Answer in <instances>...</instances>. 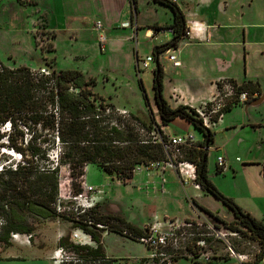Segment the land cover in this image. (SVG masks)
<instances>
[{
	"label": "rangeland",
	"instance_id": "374dc122",
	"mask_svg": "<svg viewBox=\"0 0 264 264\" xmlns=\"http://www.w3.org/2000/svg\"><path fill=\"white\" fill-rule=\"evenodd\" d=\"M216 1L235 3L238 7H245L246 1H250L248 4L250 5L249 21L264 25V0ZM112 2L116 12L124 5L123 12L127 19L130 16V24L121 22L124 21V16L119 15L118 21L115 20L117 22L109 24L103 17H95L91 13V5L107 6V3ZM128 3L130 14H128ZM136 7L134 8L130 0H106V2L103 0H35V3L34 0H0V70L4 67L8 69L26 67L32 72L40 74L43 70L44 75H48L51 69L78 71L91 81L88 86L92 94L91 99L95 98L96 103L103 102L111 105L116 112H119L118 114H121L118 118L122 121V126L116 124L114 119L111 125L116 124L121 130H124L123 125L129 120V114H135L146 121L148 116L152 115L160 126L156 107L151 97L152 71L155 68V61L150 63L146 69L143 67V62L147 55H151V47L164 41L167 35H161L154 41L143 39L142 33L138 31L137 38L133 39L131 29L120 30L119 26L122 27L126 24L127 27L133 28L132 21L137 15L140 22L136 21V28L143 31L147 25L151 26L153 23H169L172 12L151 0H136ZM97 19H100L103 25L101 31L105 36L103 50L101 46L99 47L97 34L90 30L92 22ZM67 26L73 31L78 27L81 30L78 34L72 33L71 30L65 32ZM111 36L116 39H123L127 36L128 39L132 38L131 41L125 43L117 40L111 42L109 40ZM249 37L251 43L246 50L247 65L243 66L240 57V60L237 61V66L240 64V72L235 66L234 68L230 67L227 74L236 80L258 82L262 86L263 94V27L256 26ZM169 53L171 52L167 51L165 55L163 54L161 60H165ZM174 53L176 55V52ZM243 68L246 69V75ZM171 70L172 68H168V72ZM237 72L239 73L237 74ZM140 81L142 89L139 85ZM219 84L220 97L227 95L226 98L223 97L224 103L231 99L235 101L234 91L230 93L227 87L223 86L229 84ZM247 102L251 103L248 97ZM203 112H206V109ZM236 112L227 115L226 121L233 120ZM213 115L207 113V124ZM245 115L252 121L257 119L264 123V101L255 107H250ZM160 128L165 130L163 126ZM166 132V135L164 134L166 138L190 133L195 138V144L201 138L180 121L169 125ZM214 132V145L219 149L208 152L207 167L210 176L208 179L223 196L227 197L226 194L234 195L237 190L233 186L234 182L239 185L247 177L255 175V171L250 169L246 174H240L238 169L242 168L243 164L249 163L250 159H258V162L264 164V128L254 132L245 129L234 137L229 132V139H227V133L223 131L215 129ZM1 133L8 134V129L0 128ZM239 139H242L243 143H239ZM223 144L225 145L223 146ZM57 148L49 150L47 157L50 162H55ZM247 151L250 152V155H247ZM175 155L177 160L180 159L178 154ZM219 155L225 157L226 168L221 175L217 176L215 168L216 158ZM18 160L17 155L3 138L0 141V166L12 164ZM229 166L230 168H228ZM140 170L143 171L140 175L142 177L145 176V172H152L150 168L140 167L134 171V177L130 181L122 182L117 179L116 175L108 176L97 166L87 165L79 184L80 193L74 195L69 171L67 167H62L59 174V195L56 203L59 206L58 215L61 218L55 221H40L31 236L19 235L15 239L10 238L9 246L0 244V264H55L52 255L58 249L57 244L55 245L58 233L65 232L64 237L69 236L71 240L72 232L81 228L78 224H84L85 220H89V217L99 218L100 216L105 218L106 226H109H96V229L99 230L104 255L112 260L110 264H135L137 260L149 257L150 253V250L131 237V234L121 236L117 233L116 228L112 229L118 224L115 219L107 218L118 217L133 227L141 229L144 237L150 235L151 226L154 225L159 227L158 233L160 234L178 232L181 235L177 236L173 244L174 247H172L175 251L180 250L189 240L193 239V233H199L201 237L207 239L214 237V240L221 241H212L208 244L198 243V246H201L203 250L200 251V256L197 259L192 261L180 259L175 264H195L194 262L216 264V257L228 258L240 263L253 260L254 255L258 252L255 242L240 239L227 230L225 225L218 223L198 208H194L179 183L177 184L179 190L175 191L172 187L171 189L166 188L167 192L163 194L164 184L160 180L158 188L152 190V187L139 181ZM260 171L264 175V166L261 165ZM154 173L155 176H160L158 171ZM169 176L166 177L168 186L174 181ZM88 188H91V191L87 190ZM91 198L95 199L91 211L80 214L83 206L89 204ZM198 203L200 207L202 206L213 214H218L217 216L225 224L234 221L232 214L210 195L201 198ZM186 220L193 222L194 226L187 225ZM87 225L89 224L87 223ZM216 226L218 229L215 228ZM218 234L221 237H217ZM71 242L78 244L75 240H71ZM231 244H235L238 250L243 251L244 255L232 254ZM88 246L94 248L95 244L90 241ZM68 256L70 258L71 254ZM83 264H94V262L87 261Z\"/></svg>",
	"mask_w": 264,
	"mask_h": 264
},
{
	"label": "trees",
	"instance_id": "16d2710c",
	"mask_svg": "<svg viewBox=\"0 0 264 264\" xmlns=\"http://www.w3.org/2000/svg\"><path fill=\"white\" fill-rule=\"evenodd\" d=\"M130 1L135 8L136 0ZM151 1L169 8L173 14L170 25L172 39L152 50L155 61L152 71L153 101L160 126L166 127L170 122L181 119L202 134V143L178 148V161L189 162L195 166V185L220 202L232 214L234 221L225 224L216 214L196 207L225 225L227 230L240 239L255 242L258 252L251 262L244 264H260L264 259V223L242 210L232 199L223 196L208 179L207 149L213 144V133L206 128L194 109L185 106L171 109L163 97L164 74L158 62V55L175 48L178 42L186 37L187 31L184 16L175 5L168 0ZM90 83L82 73L73 70L51 69L48 75H44L32 72L26 67L1 68L0 128L6 127L8 134L1 133L0 141L5 138L19 160L0 166V244L9 246L13 234L31 236L40 221H55L61 218L56 213V203L62 167H67L72 193L77 195L80 193L79 184L87 165H95L108 176L116 175L118 180L128 182L138 167L167 160V154L159 142H165L167 138L153 116L149 115L146 121L138 115L129 114V120L123 125L124 130H121L116 125L122 126V121L118 118L121 114L111 105L96 103L95 98L91 99L92 94L88 89ZM229 84L233 87L236 98L237 95L245 93L248 100L253 101L256 99L253 98L254 94L260 95L257 84ZM139 85L142 89L141 81ZM218 88L220 89L219 86ZM145 99L147 101V98ZM232 103L238 105L236 100ZM229 109L230 105L226 106L211 116L210 121L216 122L219 116ZM113 119L115 125H111ZM54 148H57L55 162H50L47 155L49 150ZM217 172L222 173L218 170ZM104 219L102 216L89 217L84 224H78L80 229L90 236L95 244L94 248L75 244L69 236L60 238L57 247L74 254L82 262L104 259L106 256L101 237L96 229V226L109 227ZM107 219L116 220L118 226L111 227L116 228L121 236H143L141 229L133 227L122 218ZM185 223L194 226L189 220ZM215 228L218 229V226ZM193 234V239L175 253V263L180 259H197L203 250L197 246L198 242H221L219 239L214 240V237L207 239L199 233ZM230 249L233 254L244 255L235 244H231ZM228 260L215 258V261ZM111 261L109 260L108 264Z\"/></svg>",
	"mask_w": 264,
	"mask_h": 264
},
{
	"label": "crops",
	"instance_id": "0c3cea01",
	"mask_svg": "<svg viewBox=\"0 0 264 264\" xmlns=\"http://www.w3.org/2000/svg\"><path fill=\"white\" fill-rule=\"evenodd\" d=\"M168 1L171 2V0ZM103 2H106V0H103ZM249 2L250 1H246L245 7L239 6L240 8L238 7V5L236 6L235 3L229 4L221 1L217 2L216 0H176L174 3L171 2L183 14L186 31L188 33L186 37L178 42L175 48H170L158 55V62L162 67L164 74L163 97L171 109L185 106L198 112L199 110L207 108L209 104L214 100L216 101L224 97V95L223 97H220V89L218 88V86L220 87L219 83L229 84V82H233L237 86H240L247 82L257 84L260 95L254 94L253 98H256L255 100H257L260 96H262L261 94L263 89L258 82H253L250 80L245 81L244 79L242 81L239 79L236 80L234 77L227 74L231 68L237 66V61L240 60V57L242 59L243 66H245V64L247 65L248 54L246 53V50L248 48V45L251 43V41L249 40V34L253 29H256V26H262L264 29V25L249 21ZM107 4V6L94 4L91 5V13L94 14L95 17H103L109 24L117 22L119 15L124 16V21L121 22L130 24V16L129 19H127L125 16L126 14H124L123 12L124 5L122 6V9L116 12V8L113 2ZM129 10L130 8L128 3V14H130ZM115 12L117 13V16L115 15ZM138 18L136 15L134 16V20L132 19V23L134 24L133 28L127 27L126 24H124V26L122 27L121 25L119 26L120 30H124L126 28L131 29V31L133 32V39L137 38L138 31L142 33L143 39H148L145 36L146 32L149 31L147 33L148 35L152 32V38L148 40L154 41L161 35H167L164 41L160 42L159 44L153 45L151 47V50H153L154 47H159L172 39L171 33L166 32L165 30L170 29V25L173 21V14L169 23H153L151 26H149L147 25V23L142 22L143 24L147 25L146 29H144L143 31L136 28V21L140 22ZM97 21L102 24L101 20L97 19L96 21L92 22L90 30L94 31L98 36V33L94 30V23ZM65 29V32L71 30V32L75 34H78L81 30L80 27H78L75 31H73L68 26L65 27ZM157 30H162V33L157 34ZM101 34L103 35L105 42V36L102 32ZM131 38L128 39L127 36L123 37V39H116L111 36L109 37V40L111 42H115V40H117L118 42L122 41L125 43L127 41H131ZM167 51L171 53H169V55L165 57V60H161V58H163V54L165 55ZM174 52H176V55ZM171 55L177 57L180 63L179 67H173L172 63L168 61V57ZM149 56H152V51L151 55ZM168 68H172V70L168 72ZM236 69L240 72V64ZM243 70L245 71L246 75V69L243 68ZM239 72H237V74ZM223 86L224 88H226L228 85L225 84ZM229 86L231 85L229 84ZM151 97L153 99V90ZM232 102L233 101L231 99L225 103L226 106L230 105V109L229 111L222 113L216 122H211L209 120V124H207L206 122L204 123L206 128L209 129L214 136L213 144H211L207 149V153L209 151L219 149L215 148L214 145L216 132H214L215 129L217 131H223L227 133V139H229V132H231L232 137H234L245 129L254 132L256 130L264 128V123L258 121L257 119L256 121H252L247 115H245V108L246 111L250 109V107H246V105L249 104L248 102L243 106L235 105ZM236 111L239 112L237 113ZM235 112V119L233 118V120L227 122L226 116ZM176 121L183 122V124H186L193 132H196L201 137L200 139H198V143L203 142L202 134H200L191 125L181 119H176L170 122L165 127V130H161L163 134L166 135L167 127ZM239 143H243V140L239 139ZM224 145L225 144H223V146ZM246 153L247 155H250L249 151H247ZM257 160L258 159H250V161H248L249 163L243 164L242 168L238 169V172L240 174H246L250 169L251 171H255V175L247 177L242 184L237 185L234 182L233 186L237 188L236 192L234 191L235 194H226V196L227 198L232 199L242 210L250 214L253 218L264 223V175L260 171L261 165L264 166V164L258 162ZM228 168H230V166ZM169 171L170 174H168ZM139 172V181L143 182V184H146L149 187H152V190L158 188L157 185L159 184V181L161 179L160 176H155L154 170H152V172H145V176L143 177L140 176L143 171L140 170ZM167 175H170L169 177H171V179H174L173 184H170V186H168L169 184H167L166 181ZM215 175H221V173L217 172L216 168ZM208 177H210L209 173ZM163 179L165 180V184L162 187L163 194H166V188L171 189L172 187L175 191L179 190L177 186V184L179 183L185 193V196L188 198L189 202L194 208H197L196 206L200 207L198 202L201 201V198H206L207 196V194H205L197 185H195L194 182L189 181L187 183H183V180L172 169H167L164 172ZM65 235V232H59L58 236L55 239V245L57 244L58 240ZM107 258L109 257L107 256ZM216 262V264H244L230 259L226 262ZM263 263L264 260L260 264Z\"/></svg>",
	"mask_w": 264,
	"mask_h": 264
},
{
	"label": "built area",
	"instance_id": "2783aa9c",
	"mask_svg": "<svg viewBox=\"0 0 264 264\" xmlns=\"http://www.w3.org/2000/svg\"><path fill=\"white\" fill-rule=\"evenodd\" d=\"M176 0H171V2H175ZM94 30L98 33V42L103 50V43L104 38L101 34V31L103 30L102 24L97 21L94 23ZM158 31V30H157ZM157 34L162 33V30H159ZM166 32L171 33L172 30L168 29L165 30ZM149 32V31H148ZM146 32L145 36L150 39L152 38L153 33L151 32L149 35ZM186 35L188 33L186 32ZM154 61V56H147L143 62V67L146 69L150 63ZM168 61L172 63V66L177 68L180 66V63L176 56L171 55L168 57ZM42 74H44V71H41ZM227 89L230 91V93H233V87L227 86ZM227 95H224V98H226ZM224 98L214 100L209 104L207 108H204L203 110H199L197 112L199 118L203 120L205 123L207 121V113L210 114H217L220 112L223 108L226 107V104L224 103ZM236 102L238 105H245L247 102V96L245 93H241L237 95ZM206 109V112H203ZM162 148L167 154V160L165 162H153L150 163L146 168H150L154 171H158L160 174L161 183L165 184V180L163 179L164 172L167 169H172L176 172V174L183 180V183H187L189 181L194 182L196 174H195V166L192 163L185 162V161H178L175 154H178V148L180 147H191L195 145V138L192 134L186 133L184 135H173L166 139L165 142H161ZM175 153V154H174ZM140 168V167H138ZM137 168V169H138ZM226 168V162L224 157L218 156L216 158V170L223 172ZM87 190L91 191V188H88ZM87 203V202H86ZM95 203V199L91 198L90 203L83 206V210H81L80 214H85L87 211L90 212L93 208V205ZM58 205L56 204V213L59 214ZM90 224V223H89ZM1 225V222H0ZM101 227V226H98ZM159 227L157 225L151 226L150 235L147 237H139L135 238L139 243H142L145 245L146 248L150 250L149 257L145 259L137 260L135 264H175L173 258L175 256V253L177 250H173L172 247L177 236L181 235L178 232H168L165 234L158 233ZM17 234L11 235L12 239H15ZM218 237V236H217ZM30 238V237H29ZM71 240H75L78 242V245L80 246H88L89 242L91 241L90 236L86 233H84L81 229H77L72 232ZM172 242V244H171ZM198 243H203L198 242ZM197 243V246H198ZM169 245V246H168ZM202 248L201 246H198ZM63 248H58L52 255L53 262L55 264H83L79 258H77L74 254L70 253ZM232 252V251H231ZM67 253V254H66ZM68 254H71V257L69 258ZM233 254V252H232ZM109 258L105 257L104 259L93 261L94 264H108ZM264 260V259H263Z\"/></svg>",
	"mask_w": 264,
	"mask_h": 264
},
{
	"label": "water",
	"instance_id": "95a60500",
	"mask_svg": "<svg viewBox=\"0 0 264 264\" xmlns=\"http://www.w3.org/2000/svg\"><path fill=\"white\" fill-rule=\"evenodd\" d=\"M264 101V93L262 94V96L260 98H258L257 100L249 103L246 105V107H255L257 105H259L260 103H262ZM245 112H246V108H245ZM218 237H221V235H217Z\"/></svg>",
	"mask_w": 264,
	"mask_h": 264
}]
</instances>
